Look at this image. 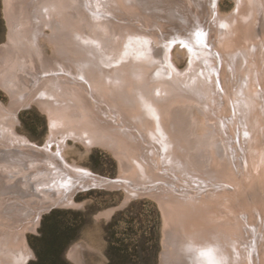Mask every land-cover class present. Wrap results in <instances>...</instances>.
<instances>
[{"label": "bare ground", "instance_id": "6f19581e", "mask_svg": "<svg viewBox=\"0 0 264 264\" xmlns=\"http://www.w3.org/2000/svg\"><path fill=\"white\" fill-rule=\"evenodd\" d=\"M216 1L3 0L0 264H25L26 226L93 189L125 192L97 218L137 197L161 207L160 264H264V0H233L229 14ZM121 11L159 30L133 34L112 20ZM30 105L48 119L40 146L16 131ZM69 139L109 150L121 173L70 163ZM85 250L97 252L78 241L66 256L86 264Z\"/></svg>", "mask_w": 264, "mask_h": 264}, {"label": "rangeland", "instance_id": "374dc122", "mask_svg": "<svg viewBox=\"0 0 264 264\" xmlns=\"http://www.w3.org/2000/svg\"><path fill=\"white\" fill-rule=\"evenodd\" d=\"M167 1L168 7L174 9L179 7L175 0ZM216 2L221 14H229L234 8L233 0H217ZM4 7L3 0H0V46L8 43ZM121 12H117L118 14L112 20L117 25H123L126 22L127 25L125 24L124 28L129 29L127 31L133 34L138 31L136 34L140 36L157 29L155 25L147 28L140 25L137 28L136 19L131 16V13ZM177 25L175 27L167 25L166 27L169 28L164 29L166 32L169 31L168 34L174 31L178 33ZM125 31L120 32L123 34L126 33ZM165 34L157 33L158 37ZM160 43L164 42L160 41ZM110 46L116 47L117 44L111 43ZM153 46H159V44L154 43ZM51 50L49 45L45 47L46 54L50 57L53 55ZM175 52L177 49H174L173 53L176 67L180 71L186 70L188 66L186 56ZM126 59L131 57L128 56ZM10 100L8 94L0 88V103L8 108ZM17 119L16 131L19 135L39 146L44 143L48 136V119L37 106L21 108L17 112ZM67 142L72 149L67 152V160L70 163L87 168L103 177L114 178L121 173L118 161L109 150L97 146L87 152L81 143L70 139ZM124 197L123 190L93 189L75 195L74 200L83 203L82 207L56 206L44 211L34 231L30 230L29 225L26 226V242L33 254L25 264H39L36 262L35 251L41 252L44 249H48L53 256V262L45 264H74L66 255L69 247L78 241L88 244L97 251L85 250L86 252L82 253L81 258L86 264H160V257L164 251L165 217L161 207L152 198H134L118 209L110 219L96 217L98 212L120 205ZM25 213L27 215L28 212L14 213V216L24 217ZM2 219L4 217L0 216V221ZM12 224L18 225L15 222Z\"/></svg>", "mask_w": 264, "mask_h": 264}, {"label": "trees", "instance_id": "16d2710c", "mask_svg": "<svg viewBox=\"0 0 264 264\" xmlns=\"http://www.w3.org/2000/svg\"><path fill=\"white\" fill-rule=\"evenodd\" d=\"M35 253L37 255V260H36L37 263L45 264L46 262H53V256L48 249H44L41 252H38L36 250Z\"/></svg>", "mask_w": 264, "mask_h": 264}]
</instances>
